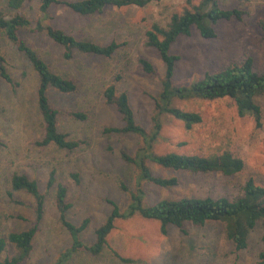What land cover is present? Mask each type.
Here are the masks:
<instances>
[{
    "label": "rangeland",
    "instance_id": "rangeland-1",
    "mask_svg": "<svg viewBox=\"0 0 264 264\" xmlns=\"http://www.w3.org/2000/svg\"><path fill=\"white\" fill-rule=\"evenodd\" d=\"M224 8L244 11L240 20L219 21L214 38H203L197 31L181 36L171 44L170 52L180 56L172 82L188 84L206 72H214L247 57L254 69L264 71V0H218ZM196 4L199 0H191ZM40 0H25L21 11L30 18L41 15ZM187 7L186 0H161L144 8L136 6L107 7L92 16H80L62 3L49 8L48 22L74 35L101 44L115 41L118 49L109 57L78 53L69 60L63 58V47L44 32H21L25 42L45 59L51 68L68 76L77 84L71 94H49L51 104L63 110L83 112L84 120L63 114L59 129L82 140L74 150L55 145L40 147L36 141L43 127L37 110L36 73L22 53L0 34V53L6 70L16 86L0 79V236L30 227L35 219L34 199L25 191H14L10 178L14 173L35 179L46 195L45 211L33 240V248L20 264H52L71 243L70 236L58 221L54 193L46 189V180L55 169L59 181L68 188L71 204L68 218L76 225L88 218L81 232L84 242L94 241L95 229L105 220L111 209L109 201L123 207L127 194L120 188L124 182L133 186V166L121 160V149L132 153L140 143L133 134H113L104 131L120 126L121 116L105 102L104 88L114 82L119 92H125L136 120L150 127L154 109L153 98L161 91L164 64L158 52L144 44L145 32L153 23L167 25L174 12ZM0 12L9 16L7 0H0ZM151 61L156 70L148 76L140 67L139 58ZM260 106L259 125L252 115L239 116L234 101L224 97L214 100H175L174 105L198 112L201 121L191 128L169 114L161 116L162 130L155 146L157 153L212 155L231 151L244 162L243 170L234 176L219 173L192 174L152 165L155 174L176 176L174 187L146 184V199L154 203L162 198L184 195L219 196L230 198L241 193L248 178L264 186V96L255 99ZM72 174H77V183ZM23 202V203H19ZM26 205H25V204ZM263 230L258 223L250 232L248 246L236 250L226 238L224 224L208 222L203 226L185 224L183 228L168 226L162 233L156 220L134 215L118 219L107 239L111 248L133 263L116 258L109 248L99 255L86 251L75 253L65 264H254L264 250ZM9 253L13 248L9 246Z\"/></svg>",
    "mask_w": 264,
    "mask_h": 264
},
{
    "label": "trees",
    "instance_id": "trees-1",
    "mask_svg": "<svg viewBox=\"0 0 264 264\" xmlns=\"http://www.w3.org/2000/svg\"><path fill=\"white\" fill-rule=\"evenodd\" d=\"M160 1L40 0L41 15L34 19L21 11L25 0H7V6L13 10V13L6 16L0 12V34L4 33L17 51L22 53L38 79L35 100L43 131L35 142L36 145L40 147L55 145L60 149L74 150L80 146L82 140L73 138L69 133L60 130L59 118L63 114L77 120H84L86 116L83 112L63 110L51 104L50 92L71 94L77 90V84L74 79L54 71L50 64L25 42L21 32H44L53 42L63 47L65 60L71 59L78 53L109 58L118 49L117 42L101 44L89 39H78L48 22L50 6L62 3L72 12L85 17L99 14L107 7L144 8ZM186 3V8L171 14L167 25L153 23L145 32L144 44L158 52L165 67L161 91L153 98L154 109L150 117V127L146 129L137 122L127 94L119 92L114 82L108 84L103 90L105 102L116 109L122 121L120 126L106 127L104 131L113 134H133L140 139V143L132 153L124 149L119 151L121 160L134 168L133 186L129 188L124 182H120V188L127 194V201L123 207L114 201H109L111 209L103 223L95 229L93 242H84L81 239V232L87 227L88 218L83 219L79 225L68 218V210L71 207L67 201L68 188L58 180L55 169L50 170L46 189L54 193L58 221L71 240L70 245L52 264H65L79 251H86L96 256L106 248H109L116 258L133 263L135 260L123 257L111 248L107 237L114 228L116 220L128 219L134 215L158 221L162 233L167 232L168 226L183 228L185 224L203 226L208 222L223 223L226 238L231 241L236 250H243L248 246L250 232L260 223L264 242V186L256 183L253 178H248L241 186V193L232 198L226 195H184L177 198H162L152 204L146 199V184L174 187L179 182L176 176L155 174L152 171V165L192 174L219 173L224 176H234L244 167L243 160L228 150L206 156L181 154L174 151L157 153L155 146L161 135L162 115H171L182 121L186 128H191L202 119L198 112L184 110L174 105L175 100L197 98L214 100L228 97L234 101L239 116L252 115L257 125L260 122L261 109L255 99L264 96V71L258 72L254 69L251 57L241 62L231 63L217 71L206 72L201 78L188 84H173L172 76L180 56L170 52L171 44L181 36H191L193 31H197L203 38H214L215 25L219 21L240 20L244 13L239 8H224L218 0H199L196 4L186 0ZM139 64L141 70L148 76L156 74L153 63L147 58H139ZM0 79L14 86L17 85L6 70L1 53ZM72 177L79 183L77 174H72ZM10 187L14 191H25L33 197L32 208L35 219L27 229L11 231L6 236H0V264H20L29 257L38 225L45 211L46 195L41 192L35 179H30L25 174L14 173L10 178ZM9 246L13 248L12 254L9 253ZM254 264H264V250L258 253Z\"/></svg>",
    "mask_w": 264,
    "mask_h": 264
}]
</instances>
